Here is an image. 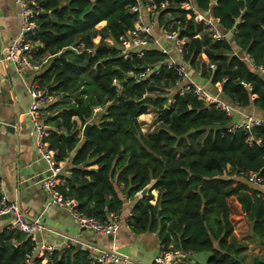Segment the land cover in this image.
<instances>
[{
    "label": "trees",
    "instance_id": "16d2710c",
    "mask_svg": "<svg viewBox=\"0 0 264 264\" xmlns=\"http://www.w3.org/2000/svg\"><path fill=\"white\" fill-rule=\"evenodd\" d=\"M35 1L41 14L48 15L34 18L38 29L31 41L51 56L38 80L58 99L47 108L56 114L45 121L55 129L46 142L58 163L70 157L73 167L63 196L76 200L85 216L106 221L121 210L120 195L133 200L153 182L155 205L151 192L133 205L129 225L135 232H157L160 246L169 252L210 253L207 264H246V246L231 239L228 199L236 198L252 224V235L264 241V200L255 197L256 191L249 195L248 187L233 179L253 172L264 181V128L228 133L230 119L215 105L206 106L191 94H174L159 125L144 136L137 119L150 109L160 113L168 99L151 95L175 89L177 77L161 67L166 56L155 49L131 61L120 55V39L135 27L131 9L136 1ZM141 2H168L171 8L161 18L174 19L180 37L187 39L184 57L190 68L211 85L220 84L222 95L238 108L264 113V78L240 58L248 55L253 65L264 66V0H192L198 11L218 20L220 31L236 32L228 42L214 41L201 24L188 19L179 8L183 0ZM101 23L105 25L98 28ZM61 52L62 59L57 56ZM201 55L214 70L202 66ZM158 65L159 74L149 77L153 85L127 76ZM97 106L103 111L94 116ZM73 119L81 127L92 124L82 140ZM83 164L97 170L82 169ZM33 249L20 232L0 234V264H26ZM88 255L73 249L55 252L46 264H89ZM250 264L264 260L254 258Z\"/></svg>",
    "mask_w": 264,
    "mask_h": 264
},
{
    "label": "built area",
    "instance_id": "2783aa9c",
    "mask_svg": "<svg viewBox=\"0 0 264 264\" xmlns=\"http://www.w3.org/2000/svg\"><path fill=\"white\" fill-rule=\"evenodd\" d=\"M14 1L18 7L21 20L20 33L6 48L0 63L4 65L11 63L15 73L19 76H22L27 71L38 73L46 64V60L39 63L33 61L36 42H32L31 38L36 36L38 29L34 18L39 16L42 11L35 0ZM135 1L136 6L131 9V13L136 16L134 30L121 38V45L117 47L123 59L128 61L133 58L141 59L144 57V53L150 49L159 51V53L166 56V60L160 64L161 67L172 70L176 74L175 89L178 90L176 95L183 97L191 94L206 106L215 105L216 110L222 112L230 120L233 119L239 112L237 106H231L210 97L205 87L192 79L190 65L184 57L187 39L180 37L179 27L175 25L174 19H170L166 24L160 23L161 14L168 11L171 5L166 2L159 6H150L148 3L143 4L141 0ZM179 8L187 14L186 17L188 19H193L196 24H201L216 42H228L236 33L233 29L220 31L218 20L209 14H203L198 11L192 0H183ZM144 13L147 15L144 16ZM70 49L74 50L73 48ZM240 58L264 78V66L253 65V60L248 55H243ZM160 65L155 67V69L143 67L141 72L137 74L130 72L127 76L132 77L136 82L147 81L149 85H153V80L149 77L152 74H159ZM214 68L213 65L208 64L209 70L212 71ZM1 84L2 75L0 72V92ZM112 85L118 86L117 81L113 80ZM216 86L221 91V85L216 84ZM26 87L30 97L27 113L32 126L30 136L34 139L40 160L46 166L44 177L39 184L42 190L49 195L47 206H55L65 210L79 228L88 230L97 236H116L121 225V220L117 215L109 214L106 221L85 216L77 210L78 202L76 200L65 198L59 193L58 188L62 185L60 178L61 164L56 161L46 142L48 128L45 123L49 116L47 108L53 104L54 96L49 93L47 88L41 86L37 80ZM147 95L143 96V98L147 97ZM173 96L168 98L165 108L169 109V106L174 103ZM102 110L103 108L99 106L93 108V115L95 116ZM259 127L264 128V118L248 115L238 122L230 123L226 131L228 133L242 131L245 134H250L254 128ZM242 178L247 183L264 189V181L257 173H245L242 174ZM256 193L255 197L257 199L264 200V191H256ZM8 214L11 216L10 229L24 234L33 243V254L27 259L26 264H33L34 260H39L43 264L53 253L57 252L55 246L39 242L37 236L45 230L40 221L38 219H27L19 204L7 200L6 196L0 191V217ZM187 254L169 252L165 247L160 246L157 256L149 264H173L175 259H182ZM88 261L89 264H143L129 256L122 255L114 249L97 250L88 255Z\"/></svg>",
    "mask_w": 264,
    "mask_h": 264
},
{
    "label": "crops",
    "instance_id": "0c3cea01",
    "mask_svg": "<svg viewBox=\"0 0 264 264\" xmlns=\"http://www.w3.org/2000/svg\"><path fill=\"white\" fill-rule=\"evenodd\" d=\"M166 20H168V17H162L160 23L166 24ZM104 25L105 23H101L98 28H102ZM20 28L21 20L15 1L0 0V61L8 45L18 37ZM94 42L98 44L99 40L95 39ZM108 43L110 46L112 45V43ZM59 54L57 55L58 57ZM236 54L238 55V53ZM50 57L43 51L42 44L36 42L33 61L39 63L46 60V64L40 72L27 71L22 76H19L15 73L11 63L6 65L0 63L2 75L0 92V191L6 196L7 200L19 204L27 219H38L40 221L45 230L38 234L39 242L55 246V250L58 253L73 249L75 252L85 251L88 254H92L97 250L114 249L135 261L149 264L159 252L160 240L157 232L143 231L139 233L135 232L133 227L129 225L133 205L136 200L140 199L139 195H136L133 200H127L123 195H120L123 204L116 215L120 218L121 225L117 235L114 237H100L88 230L81 229L65 210L55 206H47L49 195L42 190L39 184L44 177L46 166L40 160L34 139L30 136L32 126L27 114L30 97L26 86L35 80L39 82L38 77L42 74L45 67L48 66ZM199 62L206 67L209 64L205 55L200 56ZM191 72L194 82L208 88L210 97L234 106L222 95L216 85H211L209 80L200 77L197 71L191 69ZM49 89L50 87L48 86L47 90ZM177 91V89H173L167 93L173 96ZM57 100L54 97L53 103L57 102ZM238 111V114L230 120V123L238 122L248 115L264 118V113L257 111L253 107L238 108ZM47 112L48 118H52L51 116L56 114H52L48 110ZM148 114L140 116L137 119L138 123L139 119H145L144 117L149 116ZM73 120L77 122V130L81 129L79 132L80 139H84L82 136L83 128L86 124H91V122L89 121L84 127H81L76 119ZM159 122L157 123L159 124ZM46 126L48 133L55 130L52 125L47 124ZM140 127H142L141 124ZM60 164L62 185L59 186L58 191L63 195L62 191L64 190L62 188L65 187V182L71 179V169L73 167L70 157L60 162ZM83 165L81 168H86V164L85 167ZM86 170L96 171L97 166L88 167ZM227 171L230 172V167L227 168ZM233 179L243 182L248 187L249 195L254 191H264L262 188L247 183L245 179H237L235 177ZM117 191L119 192V190ZM151 194L153 196L151 204L155 205L158 194L156 191ZM228 207L230 209L229 220L233 227L231 239L246 246V250L242 255L246 264H250L254 258L264 260V244L262 243L264 241H259L252 235V224L242 212L241 206L235 197L228 199ZM10 220L11 216L9 214L0 217V234L10 229ZM210 257L211 254L206 252L188 253L182 259H175L173 264H207ZM50 260V258L46 259L45 263L50 262Z\"/></svg>",
    "mask_w": 264,
    "mask_h": 264
},
{
    "label": "rangeland",
    "instance_id": "374dc122",
    "mask_svg": "<svg viewBox=\"0 0 264 264\" xmlns=\"http://www.w3.org/2000/svg\"><path fill=\"white\" fill-rule=\"evenodd\" d=\"M145 15H147V14L144 13V16ZM165 18H167V16ZM166 21H168V20H166ZM94 43L97 44V42H94ZM205 90L207 91L208 94L210 93L208 88H205ZM169 96H170V94H168V93H160L159 95H157V94L151 95V98L156 99V98L160 97V98L168 99ZM148 115L149 116L144 117L145 119H139V123L142 125L141 132L145 136L148 134L149 131H151V130L153 131L159 125L157 122L160 121V117H161L160 114L158 113V110H156V109H150ZM144 120H146V121H144Z\"/></svg>",
    "mask_w": 264,
    "mask_h": 264
},
{
    "label": "water",
    "instance_id": "95a60500",
    "mask_svg": "<svg viewBox=\"0 0 264 264\" xmlns=\"http://www.w3.org/2000/svg\"><path fill=\"white\" fill-rule=\"evenodd\" d=\"M41 16H46L48 15L43 13V14H40ZM64 57V53H60L59 54V58H63ZM192 72H190L191 74ZM168 111L167 108H163L161 111H160V116H163L166 112ZM91 127V124H86L85 127L83 128V133H82V136L83 137H86L87 135V132H88V129ZM83 167H85V164L83 165ZM199 177V176H198ZM152 193L153 192V182H151L150 184H148L147 186H145L140 192H139V198L142 199L144 197H146L149 193ZM264 244V242H262Z\"/></svg>",
    "mask_w": 264,
    "mask_h": 264
},
{
    "label": "clouds",
    "instance_id": "9594fccd",
    "mask_svg": "<svg viewBox=\"0 0 264 264\" xmlns=\"http://www.w3.org/2000/svg\"><path fill=\"white\" fill-rule=\"evenodd\" d=\"M165 108V107H164ZM139 195V194H138Z\"/></svg>",
    "mask_w": 264,
    "mask_h": 264
}]
</instances>
